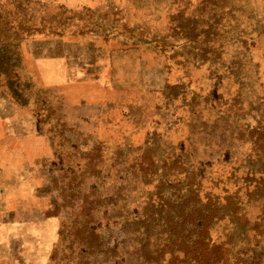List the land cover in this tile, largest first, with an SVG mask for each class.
Returning <instances> with one entry per match:
<instances>
[{
  "label": "rangeland",
  "instance_id": "rangeland-1",
  "mask_svg": "<svg viewBox=\"0 0 264 264\" xmlns=\"http://www.w3.org/2000/svg\"><path fill=\"white\" fill-rule=\"evenodd\" d=\"M199 33L222 38L227 63L249 52L259 70L224 68L216 80L199 62L184 94L182 55L172 57ZM233 122L242 139L212 156L230 146ZM190 142L187 164L177 155ZM202 161L213 163L206 191L231 196L213 224L216 261L264 264V0H0V264H90L104 251L91 187L123 176L141 187L154 170L186 181ZM126 244L114 264H133L140 243Z\"/></svg>",
  "mask_w": 264,
  "mask_h": 264
},
{
  "label": "trees",
  "instance_id": "trees-1",
  "mask_svg": "<svg viewBox=\"0 0 264 264\" xmlns=\"http://www.w3.org/2000/svg\"><path fill=\"white\" fill-rule=\"evenodd\" d=\"M176 27L177 26H175L173 31L176 30ZM192 28L194 29V27ZM200 36L202 37L200 38ZM186 38L187 46L190 42L194 43L195 47H193V51L190 49H188V51L183 50V52L174 54L172 58L175 59L178 58L179 55H182L181 57L183 61L180 63H191L192 69L195 67L196 63L200 62L202 64L206 62L208 63L210 79L222 80L223 78H226L224 75L218 78V75L222 70L215 69V51L219 42L223 41L221 40L222 38H219L220 40L216 41L210 39L207 35H201V33L195 34L191 39L188 37ZM196 39L198 40L195 41ZM195 50H198V52H195ZM229 69L232 70V67H229ZM170 88L172 90L176 87L173 86L169 87V89ZM210 98L213 99L212 96H208L205 101H212ZM232 126H234V130H237V134H235V136L233 135L231 139H242L246 128L243 129V126L236 122H233ZM233 142L235 141L232 139L229 143L230 146L226 149H215L216 152H211L212 156L217 157V155H219V159H221L220 155H222L224 151H229L230 148L232 149ZM167 155L173 157L176 154L173 152ZM177 158L181 160L179 154L177 155ZM183 162L187 164L189 163V161ZM204 162L205 161H202L200 164H196L199 165L200 169L202 167L203 170L204 167L201 164ZM212 164L213 163H211L209 169H212ZM129 169H131V167H128V169L124 167L121 172H126ZM107 172L108 170L106 171V174ZM116 174L119 176V173ZM197 174L198 172L192 174L190 166L186 175L187 177L185 178L186 181L179 178V175H176L173 180H167L165 176H159L158 172L154 170V172L148 176L150 180L149 183H147V185H149L150 183H153L154 180L159 179V182L155 184L154 191L149 188L150 186H145V182H147L148 178H146L145 182L142 181L144 184L139 187L131 186L126 182L127 177L124 176L123 178L121 177V179H117L118 177L112 178L110 182H108L110 179L109 177L103 178L100 182V184L102 183L101 186L96 183L95 187H91L89 190L90 192L87 195L89 201L88 212L94 214L97 206L102 207V217L98 218L99 222L102 220L104 227L100 230L102 231V234L96 236L104 241V251L102 254H87L86 258L93 259L92 261H89L90 264H98L101 261L106 260L110 261V264H114L112 261L116 260V255L120 252L118 243L121 242V244L126 246L128 239H133L140 243L135 246L134 250L127 258L129 262L130 258L133 256V264H149L150 261L153 260L155 264H175L176 262H180V264H218L216 261V250L221 246H218L217 242L214 240V235L216 238L218 234L217 229H213V224L216 220L218 222L219 220L224 219V211L228 207L231 196L228 195L223 199L220 195L215 194L211 190L206 191L207 188L205 184L203 185L205 187L204 192L200 195H196L194 190L197 187V183H199L198 180H201L202 178L203 181L205 177L203 173L199 177H197ZM191 175L194 180L189 182L188 179ZM105 179L107 181L106 184ZM138 181L136 180L134 183H138ZM169 181L174 183L163 185ZM164 186L167 189L166 191L164 190ZM142 187L147 189L149 196L135 207V212H127L126 209L128 208L126 204L129 202L130 194L136 192L138 188ZM148 188L150 190H148ZM213 195L217 198L215 199ZM201 197L205 198L203 199ZM223 200H225V203H221ZM93 219L94 218L90 217L88 222L91 235L97 234V229L94 228L92 221ZM126 225H130L132 228L134 227V233L128 234L125 239H122L121 234L122 231L127 228ZM119 226L121 227L120 229L116 228ZM114 239L116 242H113L112 246H109L110 241ZM177 240H180L181 243L186 244L189 247L183 245V248L185 249L183 250L180 244L179 246L176 244ZM189 243L192 247H190ZM149 244H151L153 248L147 250ZM88 247H91V245H88ZM123 248V252L127 254V248ZM139 249L143 252L145 250L147 251L143 253ZM179 252H183V259L179 258ZM167 254H169V258L165 260ZM204 256H206V260H204ZM159 258L161 262L157 263V259ZM118 264H121V259Z\"/></svg>",
  "mask_w": 264,
  "mask_h": 264
},
{
  "label": "water",
  "instance_id": "water-1",
  "mask_svg": "<svg viewBox=\"0 0 264 264\" xmlns=\"http://www.w3.org/2000/svg\"><path fill=\"white\" fill-rule=\"evenodd\" d=\"M224 46V42L221 41L219 42L218 44V47L215 51V59H216V64H215V69L216 70H223L224 68H229V67H232V69L234 67H238V68H253L254 70H256V72L259 70V65L257 66L256 64H253V61H252V55L247 52L246 54H244L241 58H239V60H236V61H229L227 63V61H224L222 59V56L224 54V50L225 48H223ZM140 48V47H138ZM137 48V49H138ZM165 67V65H164ZM182 67L185 69V80H184V83L182 85V90H183V93L184 94H187L189 92V87H190V84L192 82V67H191V63H187L185 62L184 64H182ZM166 69H170L168 67H165ZM229 88V85L227 86ZM252 95L255 97L258 95V88H255V90L253 91ZM224 103H226V101L223 99L222 96H220V98H218V106L219 105H223ZM199 112H202L199 111ZM200 114V113H199ZM131 144L130 143H127L126 146H130ZM192 146V142H190V144L187 146L186 149H184V151H181L179 152V158L185 162H188L190 161L191 159V156H192V151L189 149L190 147ZM169 149V153H173L174 152V149H172L173 147H168ZM203 167H204V171H207L209 170V167L211 166V163H208V162H204L201 164ZM203 173V170L199 171L198 174H197V177L201 176V174ZM208 173V171H207ZM204 174V173H203ZM205 175V174H204ZM199 183H197V187L196 189L194 190V192H196V195H200L202 192H204V183L202 181V178L201 180H198ZM149 192L147 191V189L144 187L142 188H138L136 190V192H132L130 194V198H129V202L126 204L127 208L126 211H136L135 207H137L139 205V203H142L148 196ZM213 197L216 199L217 197L215 195H213ZM130 200H131V203H130ZM135 209V210H134Z\"/></svg>",
  "mask_w": 264,
  "mask_h": 264
}]
</instances>
